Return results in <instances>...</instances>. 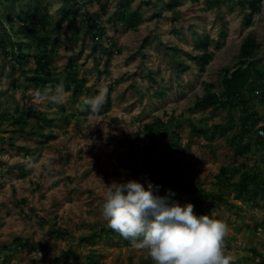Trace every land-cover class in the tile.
<instances>
[{
    "label": "rangeland",
    "instance_id": "obj_1",
    "mask_svg": "<svg viewBox=\"0 0 264 264\" xmlns=\"http://www.w3.org/2000/svg\"><path fill=\"white\" fill-rule=\"evenodd\" d=\"M107 1L103 14L101 5ZM75 3L46 0L51 26L66 4L75 9ZM126 4L131 10L141 8L142 13V22L131 31L108 21ZM80 5L78 22L84 12L96 14L108 30L103 43L110 47L111 40L120 50L106 72L107 55L91 54L90 40L82 32L70 37L74 28L63 25L54 70L62 75L68 60H76L80 76L88 81L84 92L76 95L63 87L61 102L54 103L59 85L28 86L26 79L34 66L24 71L10 57L0 55V264H89V260L153 264L146 250L116 232L84 242L109 229L101 215L105 184L127 180L145 187L151 181L159 186L155 194L169 196L170 203H192L196 214L224 221L230 229L225 248L234 257L233 264H260L264 234L258 235L257 228L264 224V208L256 210L249 203L245 209L234 190L215 187L220 171L241 161L235 160L229 145L235 132L227 137L216 133L210 140L193 135L191 124L214 128L226 122L225 110L197 111L194 104L210 91H222L220 76L224 69L238 67L241 46L251 33L261 45L257 62L264 65V0L251 26L247 24L250 7L243 9L238 3L214 7L208 0H185L175 13L160 12L158 0H81ZM208 39L214 58L202 71L197 45ZM102 90L106 91L100 113L89 120V111H81L84 102ZM109 96L112 105L107 111ZM254 105L263 118L259 126H264L261 100ZM40 113L49 121H41ZM21 116L26 124L14 123ZM159 120L180 134L181 142L174 141L179 153L169 155L173 141L164 135L152 138L145 129ZM17 149L32 150L40 157ZM261 154L248 161L262 169ZM24 168L28 176L21 178ZM219 194L230 203L213 208L211 197ZM59 227L68 233L65 240L51 236ZM17 238L28 243L25 250L16 248ZM69 250L73 256L64 257Z\"/></svg>",
    "mask_w": 264,
    "mask_h": 264
},
{
    "label": "trees",
    "instance_id": "obj_2",
    "mask_svg": "<svg viewBox=\"0 0 264 264\" xmlns=\"http://www.w3.org/2000/svg\"><path fill=\"white\" fill-rule=\"evenodd\" d=\"M80 1L76 0L75 4L77 7L75 9L73 6L66 4L61 10V18L52 27V16L44 6L46 0H0V29L3 34L0 36V55L5 58L10 57L15 65L24 71L25 67L34 66V69L29 71L31 72V76L26 79L28 86H39L42 82L47 86L55 83L59 86L62 85L67 91H73L76 95L84 92L88 81L80 76L76 60H68L62 75L56 74L54 70L59 43L57 37L63 34V25L65 23H69L72 25V29L74 28L71 30L70 37L77 38V33L82 32L83 37L90 40L91 54L95 55L101 52L107 55L105 62L106 72H108L114 55L120 53V50L111 40L108 41V43H111L110 47L103 43L108 30L102 24L101 18L96 14L84 12L80 15V17L82 16L81 22H78L76 18L82 11ZM184 1L158 0L160 5L158 9H160V12L168 9L175 13L176 9L183 5ZM208 3L214 7H221L225 3H238L243 9L248 5L251 13L248 16L247 24L251 26L254 18L262 12L263 0H238L237 2L236 0H208ZM107 5L108 1L101 5V12L103 14H106ZM130 7V4L123 5L118 10V13L112 19H108V21L122 25L125 31L136 29L142 22L141 8L131 10ZM18 8H21L20 11H17ZM157 13L156 9L155 14L157 15ZM211 44L208 39L206 42H200L197 45L198 50L202 53L197 65L202 71L214 58V54L210 51ZM260 49L261 45L255 34H249L241 46L238 67L235 70L226 68L220 76L222 91L220 93L210 91L204 97L197 99L194 104V110L197 111L204 112L208 109H213L214 111L225 110L227 112L226 122L223 125L210 128L191 124V130L193 135L210 140H213L216 133L227 137L229 134L235 132V135L229 139V145L233 149L235 158L248 157L251 154H258L261 151L260 149L264 150V138L257 135V128L262 123L263 118L257 112L254 105L255 101L261 100L264 106V65L260 66L257 62ZM185 65L183 67H187ZM210 88L212 90L213 86L210 85ZM105 105L108 111L112 105L110 96L106 100ZM237 113H239L238 116ZM89 115L90 112L86 114V116ZM40 116L41 121H49L45 114L40 113ZM13 121L21 125L26 124L24 116L17 117ZM172 128L174 126L170 129L161 120L152 126L145 127L152 138L164 135L173 141V145L167 151L169 155L178 153L177 142H181L180 134ZM179 128H181V124L177 126V129ZM253 134H256V137ZM22 151H25L27 156H33L34 159H39L40 157V153L35 154L32 150L26 149ZM262 160V169L256 166L249 167L247 164H242L232 169L223 168L220 171L218 179L221 182L223 181L228 187H234V191L238 195L237 197L264 196V154L262 155ZM28 172L29 170L24 168L21 178H26ZM238 174H240V180L234 182ZM223 199L224 196L221 195L218 196L217 200L221 203L225 202ZM113 232L111 229H105L100 232V235L107 237L109 233ZM95 237L97 236H94L91 240L90 238H86L84 242H91ZM14 243L16 248L20 250L27 246L19 238ZM8 250L9 248L4 246V251L7 252ZM73 254L69 250L63 253V256L68 258L73 256ZM88 263L97 264L93 260H89Z\"/></svg>",
    "mask_w": 264,
    "mask_h": 264
},
{
    "label": "clouds",
    "instance_id": "obj_3",
    "mask_svg": "<svg viewBox=\"0 0 264 264\" xmlns=\"http://www.w3.org/2000/svg\"><path fill=\"white\" fill-rule=\"evenodd\" d=\"M105 91L85 100L81 111L90 112L89 120L100 113ZM62 96L60 85L52 101L60 103ZM158 187L151 181L145 187L136 180L105 184L101 215L106 226L146 250L153 264H233L224 243L229 225L208 214H196L192 203H170L169 196L155 194ZM260 228L264 224L257 234Z\"/></svg>",
    "mask_w": 264,
    "mask_h": 264
},
{
    "label": "crops",
    "instance_id": "obj_4",
    "mask_svg": "<svg viewBox=\"0 0 264 264\" xmlns=\"http://www.w3.org/2000/svg\"><path fill=\"white\" fill-rule=\"evenodd\" d=\"M230 137V136H229ZM262 152V154H261V156L264 154V150H262L261 151ZM261 152H258V155L261 153ZM179 153V152H178ZM255 155H257V153L256 154H251V155H249L248 157H242V158H235V160H241L239 163H238V165L237 166H235V167H239L240 165H242V164H247L249 167H254V165L252 164V163H249V161L248 160H252L253 159V157L255 156ZM255 159V158H254ZM236 165V164H235ZM235 167H230L229 169H232V168H235ZM220 174V173H219ZM219 176V175H218ZM218 176H217V180H216V184H215V187L218 189V190H222V191H232V190H234V187H228L227 185H225V183L222 181H219V179H218ZM180 178L181 177H178L177 178V181H178V186L180 185ZM237 179V180H236ZM240 180V174H238L236 177H235V179H234V182H238ZM177 184V183H176ZM230 191H229V193H230ZM228 193V196L230 195ZM223 196L225 195V194H222ZM219 196H221V194H219ZM226 196V195H225ZM215 197V195L213 196V197H211V204L213 203V208H215V205L216 206H219V204H220V202H217L218 200V198H214ZM240 199L239 200H242L243 201V203H245V206H244V208L246 209L247 207H246V205L247 204H252V205H254V208L256 207V210H259L258 208H260V209H263L264 208V196H256V197H252V196H245L244 198L243 197H239ZM254 198H256V199H254ZM214 199V200H213ZM251 199H254V200H251ZM225 204L226 205H228V203H230V201L229 200H225ZM244 205V204H243ZM60 228V227H59ZM56 228V229H54V230H52L50 233H51V236H53L54 238H57V239H60V240H65L66 239V236H67V234L68 233H66L65 232V230H63V228ZM94 236H97L99 239L100 238H102L103 236H101L100 235V233H98V232H96L95 234H93V235H91L90 237H88V238H90V240H91V238H93ZM18 239V238H17ZM19 239H22V238H19ZM95 239V238H94ZM24 242H25V240H23ZM27 245H28V243H26ZM27 247V246H26ZM26 248H24V250H25ZM23 250V249H22ZM252 253H254L255 255H256V257H258V252H257V250H253L252 251ZM258 260V259H257ZM264 262V260L262 259L261 260V263L260 264H262Z\"/></svg>",
    "mask_w": 264,
    "mask_h": 264
},
{
    "label": "built area",
    "instance_id": "obj_5",
    "mask_svg": "<svg viewBox=\"0 0 264 264\" xmlns=\"http://www.w3.org/2000/svg\"><path fill=\"white\" fill-rule=\"evenodd\" d=\"M258 136L264 138V129L262 127L258 128ZM262 234H264V228H260L258 230V235H262Z\"/></svg>",
    "mask_w": 264,
    "mask_h": 264
}]
</instances>
